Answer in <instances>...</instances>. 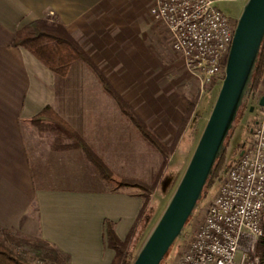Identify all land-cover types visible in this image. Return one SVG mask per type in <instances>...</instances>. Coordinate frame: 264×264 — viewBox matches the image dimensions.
I'll use <instances>...</instances> for the list:
<instances>
[{
    "label": "crops",
    "instance_id": "0c3cea01",
    "mask_svg": "<svg viewBox=\"0 0 264 264\" xmlns=\"http://www.w3.org/2000/svg\"><path fill=\"white\" fill-rule=\"evenodd\" d=\"M133 9L131 0H0V235L10 244L16 238L37 240L61 251L68 264H112L116 251L108 243L107 222L121 241L132 232L143 199L134 189L113 190L91 159L96 148L103 147V139L124 138L122 124L139 140L137 132L102 89L69 88L68 84L75 87V71L82 66L87 70L82 63H74L68 75L59 77L15 41L17 33L34 21H61L157 135L171 144L188 106L168 109L159 102L165 97L159 91L161 95L148 96L145 109L141 102L133 103L122 87L148 64L140 56L147 48L142 46L144 37ZM87 76L90 82L96 80L84 71L78 82L85 83ZM108 100L121 119L110 128L105 114L113 108L107 106ZM47 106L86 141L83 149H58L53 146L54 135L27 123ZM32 130L52 138L46 155L29 147ZM91 168L98 181L92 182ZM248 255L253 258L251 252Z\"/></svg>",
    "mask_w": 264,
    "mask_h": 264
},
{
    "label": "built area",
    "instance_id": "2783aa9c",
    "mask_svg": "<svg viewBox=\"0 0 264 264\" xmlns=\"http://www.w3.org/2000/svg\"><path fill=\"white\" fill-rule=\"evenodd\" d=\"M232 1L245 0H154L150 8L202 88L225 78L237 18L217 5ZM262 96L264 89L258 102ZM252 133L253 141L225 173L213 200L193 218L192 233L181 239L174 264H264L255 253L264 236V106ZM244 244L247 251L238 257Z\"/></svg>",
    "mask_w": 264,
    "mask_h": 264
},
{
    "label": "trees",
    "instance_id": "16d2710c",
    "mask_svg": "<svg viewBox=\"0 0 264 264\" xmlns=\"http://www.w3.org/2000/svg\"><path fill=\"white\" fill-rule=\"evenodd\" d=\"M15 43L25 47L59 77L68 75L74 63H82L90 74L96 78L103 92L116 103L123 121L137 132L139 139L143 143L156 151L161 157V164L152 182L138 176L117 173L101 156L94 155L91 159L92 164L98 170L101 178L110 184L113 190L122 191L134 189L135 194L143 199V207L126 241H121L114 233L112 223L107 222L108 243L116 251V256L112 264H133L137 255V247L135 245L157 211L158 202L153 198V195L166 186H169V188L175 191L181 179V172H183V170L181 171V165L178 163L171 164V158L181 152L182 147L185 145V139L190 141L193 137V129H191L190 123L196 108V102H190L174 141L171 144H167L116 89L101 66L98 65L92 56L82 47L78 39L61 21L51 18L34 21L17 33ZM263 89L264 40L261 45L247 96L239 110L235 124L238 118H242L244 111L248 108L249 99L251 97L258 98ZM27 123L36 127L41 133H51L54 135L53 146L58 149L77 150L83 149L85 146L86 141L76 134L74 128L52 106L44 108L36 117L27 120ZM255 126L251 125V128L248 130L252 131ZM232 131L233 129L227 137L223 152L219 156L208 179L202 199L207 196L211 187L222 182L224 174L233 164L227 163L228 156L226 151L232 136ZM240 148L237 151L239 154L243 151L244 144L240 145ZM32 246L35 251L34 257H26L20 255L6 239L0 238V264H68L67 256L57 248L49 246L46 242L37 241ZM170 251L165 257V260L170 254ZM256 253L264 262V236L256 244Z\"/></svg>",
    "mask_w": 264,
    "mask_h": 264
},
{
    "label": "rangeland",
    "instance_id": "374dc122",
    "mask_svg": "<svg viewBox=\"0 0 264 264\" xmlns=\"http://www.w3.org/2000/svg\"><path fill=\"white\" fill-rule=\"evenodd\" d=\"M131 1H133L134 5L133 10H135L133 11V14L137 15L138 18V20L135 19L134 22H137L138 26L141 28V35L144 37V43L142 46L147 48L145 51L146 55L143 56L141 55L142 52H140V56L144 57V60H147L146 63L148 64L140 66L138 75L133 76L131 79H128L129 81L122 83V87L125 90L124 93L131 97L130 99L133 103L141 102L143 108H145V104L148 103V96H150V94L158 93L161 95L160 92H162L165 97L161 96L162 98L160 97L159 102L161 104L165 103V106H167L168 109H170L171 105L173 106L172 110L175 108H184L185 105L189 108L191 101L196 102V108L190 123L191 129H193V137L190 141L185 139V145L182 147L183 149H181V152L175 154L171 158V164L178 163L181 165V171L183 170V172H181L182 177L206 126L222 83L212 84L202 88L201 84L187 71L181 56L173 50L171 35L167 28L159 22L152 20L150 15L152 0ZM247 1L248 0L241 2H221L217 6L226 15L238 19ZM84 71H86V73L88 72L83 66L79 68V71H75V87L68 84L69 88L79 90H100L101 86L94 78H92L90 82V77L87 76L85 83L78 82V80L83 78ZM77 73L80 74V76H78ZM107 106L113 108L106 109L105 114V118L108 120L106 126L110 128L109 125L114 126L115 124L120 123L119 120L121 119H119V113H117L113 104L110 103L109 100ZM247 106L248 108L244 111L242 118H238L227 146L228 164L234 163L241 154L237 152L241 149L240 145L244 144L245 149V147L254 139V134L252 133L253 130L251 131L248 129L251 128V125L255 126L259 121L261 116V106H259L257 98L255 99L254 97L249 99ZM252 108H254L253 111L251 110ZM78 124L79 123H76L75 125ZM121 126V133L125 135L124 138L122 140H118L117 138H115V140L111 138L103 139V147L96 148V154L104 158L117 173L121 175L138 176L152 182L161 164V157L156 151L152 150L140 139L137 140L132 136L129 127H125L123 124ZM51 140L52 138L50 136L49 138L45 136V134H42L41 136L37 131L32 130V132H28L27 141L33 153H36L39 148L43 152L42 154L46 155V148L49 146ZM100 141H102V139ZM76 168L78 169L79 167L76 166ZM76 172L82 173V170H77ZM98 178L97 171L94 168H91L92 182L95 180L98 181ZM220 184L221 183H217L211 187L207 196L200 201L194 215L186 224L182 236L174 244L167 259L164 260V264H174L179 252L178 248L181 239H183V236L192 233L193 218L202 215L205 208L213 200ZM173 192L174 189L172 190V188L166 186L153 195V198L158 202L157 211L145 227L143 234L135 245V247H137V253L160 218ZM0 238H2L1 235ZM13 242L15 243L11 244V246H13L20 255L34 257L35 251L32 245L36 243L37 240L16 238ZM246 246L247 245L245 244L242 246L238 257L247 251Z\"/></svg>",
    "mask_w": 264,
    "mask_h": 264
},
{
    "label": "water",
    "instance_id": "95a60500",
    "mask_svg": "<svg viewBox=\"0 0 264 264\" xmlns=\"http://www.w3.org/2000/svg\"><path fill=\"white\" fill-rule=\"evenodd\" d=\"M263 40L264 0H248L237 19L225 78L206 126L174 193L133 264H162L182 236L187 222L199 206L208 179L247 96ZM259 106H264V96Z\"/></svg>",
    "mask_w": 264,
    "mask_h": 264
}]
</instances>
